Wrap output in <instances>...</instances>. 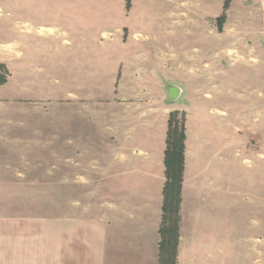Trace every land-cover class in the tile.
Here are the masks:
<instances>
[{
	"label": "crops",
	"instance_id": "0c3cea01",
	"mask_svg": "<svg viewBox=\"0 0 264 264\" xmlns=\"http://www.w3.org/2000/svg\"><path fill=\"white\" fill-rule=\"evenodd\" d=\"M104 1L96 5L104 6ZM195 1V7L204 10L206 0ZM214 1L221 6L222 0ZM94 5V0H22L25 19L13 24L21 40L0 44V63L6 66L3 87L9 96L0 103V114L25 111L28 103L37 107L31 101L35 93L47 98L55 119L68 122L70 140L50 152L54 264H158L164 153L173 112L185 115L176 264H221L220 182L216 170L215 176L211 174V158L220 139L193 132L188 109L178 101L183 87L168 82L174 54L167 45L174 38L175 7L188 17L184 7L190 0H131V38L151 42L133 47L122 63L114 61L113 68L102 66L112 54L95 49L90 40L95 34ZM229 14L234 30L231 55L241 59L246 54L243 33L254 40L251 51L264 55V0H231ZM45 65L58 86L44 92L43 80L33 73ZM33 80L42 87L29 89ZM20 81L23 91L16 93ZM171 87L179 90L176 100L168 98ZM3 134L0 163H11L17 152L4 149ZM204 152L208 169L202 164ZM43 161L38 157L35 162ZM12 226L6 225V238L0 240V264H26L28 245L22 236L14 238Z\"/></svg>",
	"mask_w": 264,
	"mask_h": 264
},
{
	"label": "rangeland",
	"instance_id": "374dc122",
	"mask_svg": "<svg viewBox=\"0 0 264 264\" xmlns=\"http://www.w3.org/2000/svg\"><path fill=\"white\" fill-rule=\"evenodd\" d=\"M94 1L95 34L90 40L95 49L112 54L105 57L109 61L102 63L103 68H113L114 61L122 63L133 47L151 42L149 38H131V0H106L104 6L96 5L101 0ZM230 1L224 9L225 0L220 7L219 2L206 0L203 10L195 7L197 1L190 0L189 7H184L188 17L182 15L181 7H175L174 38L167 45L168 52L174 54L173 74H168V82L183 87L178 101L188 109L193 132L206 139L213 135L220 139L211 158V174L215 176L216 170L217 183L220 182L221 264H264V55L251 51L254 40L244 33L246 54L241 59L231 55L230 36L234 30ZM24 19L22 0H0V44L11 38L21 40V32L13 24L20 25ZM177 21L183 23L176 24ZM101 29L106 33H100ZM93 58L101 66L99 57ZM79 61L83 62V58ZM82 67L86 68V62ZM42 68L45 71L33 74L43 80L45 92L58 83L46 70L47 65ZM5 69V64L0 63V103L8 101L3 87ZM36 82L39 85L34 81L28 88L42 87ZM23 84L18 82L14 92L21 93ZM31 99L37 107L28 103L25 111L0 114V133L7 136L2 145L17 152L13 162L0 163V240L6 238V225L13 223L14 238L22 236L28 245L24 248L26 264H54L51 153L60 143L70 140V131L65 129L67 120L54 118L47 98L34 93ZM184 116L178 112L179 123ZM5 120L10 124L6 126ZM203 154V168L208 169L209 158L206 152ZM38 157L45 161L35 162ZM31 179L37 185L29 182Z\"/></svg>",
	"mask_w": 264,
	"mask_h": 264
},
{
	"label": "trees",
	"instance_id": "16d2710c",
	"mask_svg": "<svg viewBox=\"0 0 264 264\" xmlns=\"http://www.w3.org/2000/svg\"><path fill=\"white\" fill-rule=\"evenodd\" d=\"M129 0H127L128 3ZM230 0H225L227 9ZM224 15L218 19L219 25ZM0 83H3L0 82ZM178 112L169 115L166 149L164 153L165 183L163 186L162 222L159 228V262L158 264H176L179 241V209L181 204V187L184 171L185 127L177 120Z\"/></svg>",
	"mask_w": 264,
	"mask_h": 264
},
{
	"label": "water",
	"instance_id": "95a60500",
	"mask_svg": "<svg viewBox=\"0 0 264 264\" xmlns=\"http://www.w3.org/2000/svg\"><path fill=\"white\" fill-rule=\"evenodd\" d=\"M179 96V90L176 87H171L168 89V98L171 100H176Z\"/></svg>",
	"mask_w": 264,
	"mask_h": 264
}]
</instances>
